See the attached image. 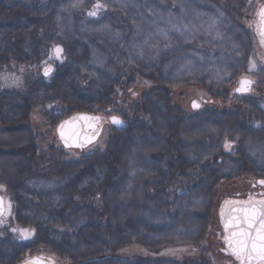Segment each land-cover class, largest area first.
<instances>
[{
  "label": "trees",
  "instance_id": "obj_1",
  "mask_svg": "<svg viewBox=\"0 0 264 264\" xmlns=\"http://www.w3.org/2000/svg\"><path fill=\"white\" fill-rule=\"evenodd\" d=\"M245 6L0 0V185L11 203L0 264L40 253L58 264H213L205 243L218 186L264 180V98H229L251 65ZM184 87L213 105L183 112L169 91ZM78 112L118 115L124 127L66 150L55 127ZM131 247L188 252L116 255Z\"/></svg>",
  "mask_w": 264,
  "mask_h": 264
},
{
  "label": "rangeland",
  "instance_id": "obj_2",
  "mask_svg": "<svg viewBox=\"0 0 264 264\" xmlns=\"http://www.w3.org/2000/svg\"><path fill=\"white\" fill-rule=\"evenodd\" d=\"M264 5V0H246V12L242 18L245 20L242 22V25H245V28L252 31V40L254 42V51L255 58L253 61V65L251 69L253 71H261L262 79L260 82H256L253 91L251 93V97L255 99L264 98V48L258 38L256 36V24L255 19L253 17L256 15L257 10ZM189 14L196 15L194 10L190 11ZM196 17V16H195ZM198 24V21H196ZM192 25V23H191ZM200 27L202 25H199ZM203 27V26H202ZM151 29V28H150ZM149 29V30H150ZM154 34V33H151ZM260 42V43H259ZM45 71V68L42 70ZM4 83L7 87H17L19 85L18 82L13 81L9 76L4 77ZM260 83L263 87L260 86ZM147 86V82L144 83V86ZM234 87L231 91V95L234 94ZM175 103L181 108L184 109L185 113H193L195 110H202L208 105H213V101L211 99L204 97V92L196 87H184L173 89L169 91ZM196 101L199 103V109H193L191 107V103ZM224 108V107H223ZM228 108V104H225V109ZM188 111V112H187ZM105 116V115H101ZM118 116V115H117ZM108 117V116H105ZM106 125L105 128H107ZM84 150V149H82ZM81 151V150H74ZM261 180H255L250 177H240L231 182H223L218 186L217 197L213 207L212 215H211V225L207 234V241L205 246L209 248L208 256L213 264H239L237 260L229 253V251L225 248L223 243V230L220 222L219 212L222 209L223 205L227 201H236V202H244L251 199H261L264 198V185L259 183ZM188 251L186 249H175L164 251L160 254H151L146 252L145 250L138 247H131L128 249L120 250L116 253L119 257H156V256H172L179 258L183 255H186ZM194 252V251H193ZM48 256L45 253H42Z\"/></svg>",
  "mask_w": 264,
  "mask_h": 264
},
{
  "label": "snow or ice",
  "instance_id": "obj_3",
  "mask_svg": "<svg viewBox=\"0 0 264 264\" xmlns=\"http://www.w3.org/2000/svg\"><path fill=\"white\" fill-rule=\"evenodd\" d=\"M104 7L100 3L95 5L96 9ZM90 16H95L96 12H90ZM259 17V34L262 37L261 43L264 44V7H261L258 11ZM56 58H60L62 49L56 47L54 49ZM51 72L50 68L45 69L44 75L47 76ZM251 81L248 79H242L240 81V87L237 89L238 92H244L250 90ZM193 107H198L195 103ZM81 119H89L88 117H81ZM113 124H120L121 122L116 118L112 117ZM63 138V132H61ZM93 138H86V143H91ZM68 146L67 141L65 142ZM82 146V145H77ZM224 147L229 149L231 144L226 140ZM261 185H264V180L259 181ZM3 186H0L2 189ZM227 203V202H226ZM251 207L243 210L242 217H233L228 223L225 224V230L232 228L233 231L230 235L225 236V242L232 250V254L236 256L241 264H264V201H257L252 203L251 201L246 202ZM11 205L5 203L3 198H0V218L10 214ZM3 219H0V224H3ZM19 231L20 237L27 239L31 233L28 229H13V232ZM27 264H43L41 258L34 259L27 262Z\"/></svg>",
  "mask_w": 264,
  "mask_h": 264
},
{
  "label": "water",
  "instance_id": "obj_4",
  "mask_svg": "<svg viewBox=\"0 0 264 264\" xmlns=\"http://www.w3.org/2000/svg\"><path fill=\"white\" fill-rule=\"evenodd\" d=\"M264 7V6H262ZM259 11V10H258ZM258 14V12H257ZM257 34L262 40V37L259 34V17L257 15ZM263 48H264V44ZM45 72V71H44ZM43 76L47 77L44 75ZM51 73V72H50ZM49 73V74H50ZM242 79H248V78H241L238 80L237 87L235 89L236 95H246L251 92L252 83L250 85V90L244 91V92H238L237 89L240 87V81ZM250 80V79H248ZM251 81V80H250ZM252 82V81H251ZM200 106L199 103L196 101H193L191 103V107L193 109H196L198 107H193V104ZM81 117H88L89 119H81ZM112 117H116L121 123L120 124H113L112 123ZM106 125H109L113 128H122L124 127V121L117 115H112L109 117L86 113V112H78L70 115L69 117L63 119L60 121L56 127H55V135L60 143V145L66 149V150H82L87 149L91 145L95 144L99 138L101 137L104 128ZM61 132H63V138L61 136ZM93 138L91 143H86V138ZM67 141L68 146H66L65 142ZM82 145V146H77ZM1 198V197H0ZM251 201L252 203H255L257 201H264V198L261 199H251L244 202H236V201H227L222 207V209L219 212L220 222L223 230V243L225 248L229 251V253L237 260L239 264H241V261L236 258L235 255L232 254V250L229 248V246L225 242V236L230 235L233 231L232 228H229L227 231L225 230V224L228 223V221L233 217H242L243 216V210L246 208L251 207L250 204L246 203ZM41 258L43 261V264H58L57 261L50 257L46 256L44 254H35L27 259H25L20 264H27V262L32 261L34 259ZM245 264H247V261H245ZM255 264V262H254Z\"/></svg>",
  "mask_w": 264,
  "mask_h": 264
},
{
  "label": "flooded vegetation",
  "instance_id": "obj_5",
  "mask_svg": "<svg viewBox=\"0 0 264 264\" xmlns=\"http://www.w3.org/2000/svg\"><path fill=\"white\" fill-rule=\"evenodd\" d=\"M264 6V5H263ZM262 7V6H261ZM260 7V8H261ZM259 8V9H260ZM258 9V10H259ZM246 9H243L242 10V12L244 13V12H246L245 11ZM258 10H257V12H258ZM244 15H245V13H244ZM256 18H257V13H256V15L253 17V19H255V24H256V36H257V38H258V41H260L261 42V40H260V38H259V36H258V34H257V20H256ZM245 20V18H241V20H240V23H239V26H240V28H242L243 30H245L247 33H248V35H249V38H250V46L252 47V54H251V61H250V67H249V72L248 73H245V74H240L238 77H237V81H236V83H235V85H234V92L233 93H235V89H236V87H237V84H238V80L239 79H241V78H248V79H250L251 81H252V88H251V92L250 93H248V94H246V95H236V96H238V97H244V96H247V95H251V93H252V91H253V88H254V86H255V84H256V82H258V81H260L261 79H262V74H261V71H253L252 69H251V67H252V65H253V61H254V58H255V49H254V42H253V40H252V33H250V32H252V31H250V30H248L247 28H245V25H242V22ZM259 42V43H260ZM262 44V43H261ZM263 46V45H262ZM200 107V106H199ZM199 107L198 108H196V109H199ZM0 186H2V185H0ZM0 197L1 198H3L4 199V201H5V203H6V205L7 204H10L11 205V203H10V200H9V198L5 195V190L2 188V189H0ZM10 213H11V209H10ZM11 216V214H7L6 216H4V217H2V218H0V219H3V221H4V223L3 224H0V227H2L4 224H5V222L8 220V218ZM29 258V257H28ZM25 259H27V258H25ZM24 259V260H25ZM23 260V261H24ZM23 261H21V262H23ZM20 262V263H21ZM19 263V264H20Z\"/></svg>",
  "mask_w": 264,
  "mask_h": 264
}]
</instances>
